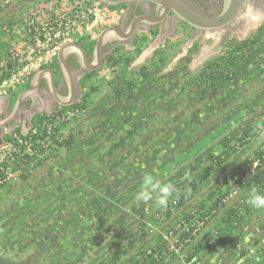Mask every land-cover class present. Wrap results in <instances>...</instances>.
Masks as SVG:
<instances>
[{
    "label": "rangeland",
    "instance_id": "rangeland-1",
    "mask_svg": "<svg viewBox=\"0 0 264 264\" xmlns=\"http://www.w3.org/2000/svg\"><path fill=\"white\" fill-rule=\"evenodd\" d=\"M74 4V0H0V59L15 55L21 64L0 84V97H18L37 70L57 63L63 43L97 41L105 27L121 21L124 12L121 4L100 0L77 8ZM261 24L264 13L257 12L254 0H243L230 28L193 34L183 25L177 40L165 43L148 34L149 41L127 68L106 65L105 58L112 53L107 52L103 66L80 87L84 95L96 86L90 106L83 111L72 108L64 120V137L79 133L77 145L71 150L56 147L41 165L31 164L26 179L20 177L24 162H14L15 168L19 166L17 177L0 183L6 184L0 188V264H111L122 243L128 253L115 264H133L237 165L244 170L243 182L252 177L253 181L243 187L235 184L224 198L215 218L232 210L235 215L221 228L211 223L216 247L198 264H264V209L249 204L253 191L264 193V155L250 163L252 152L264 144V126L229 158L221 177L202 186L170 218L158 214L159 225L150 222L159 208L155 196L146 202L137 198L146 175L180 188L222 149L239 144L243 131L264 121V40L234 67L242 72L240 78L217 94L204 97L192 77L226 51L230 40L256 34ZM119 47L122 52L134 49ZM160 58L163 61L157 63ZM143 66H150L155 77L138 74ZM127 77L136 82L135 94L131 99L118 98ZM210 87H205L209 93ZM11 99L4 115L12 112ZM19 117L4 127L0 141L6 134H20L14 133ZM133 122L143 126L138 137L125 149L113 151V143Z\"/></svg>",
    "mask_w": 264,
    "mask_h": 264
},
{
    "label": "trees",
    "instance_id": "trees-1",
    "mask_svg": "<svg viewBox=\"0 0 264 264\" xmlns=\"http://www.w3.org/2000/svg\"><path fill=\"white\" fill-rule=\"evenodd\" d=\"M184 25L189 26L185 22ZM156 34L157 31H154L153 35ZM83 40L87 41V51L90 54L94 49L96 40H88L87 38H83ZM263 40L264 25L259 28L256 34L249 36L244 40H230L226 45V51L221 52L214 59L207 61L199 71L192 74V77L195 79V84L205 93L204 97H211L217 94L219 90L230 85L234 80H238L242 75V72H236L234 67L247 60V58L258 48ZM148 41L149 38L147 35L138 36L134 41L133 50H126L125 52H122L120 47L116 48L111 54L106 56V65L110 67L123 65V67L127 68L135 56L142 52ZM156 53L163 54L164 52L162 50H157ZM163 58H160L157 63L162 62ZM153 64L156 63H152V65ZM149 67L143 66L138 74L154 78L155 73L151 71ZM162 68L163 66L158 67L159 70ZM96 72L97 71L88 72L82 79V84L84 85L86 81L90 80ZM10 77V73L1 76L0 84L5 79ZM219 78L220 84L217 85V79ZM29 85L30 82L23 86L21 90L26 89ZM208 85L211 86V93L205 90V87H208ZM135 89L136 82L132 80L131 77H127L124 80V84L118 90V98L128 97L131 99L135 94ZM95 91H97V88L96 86H93L88 93L81 97L79 102L70 106L58 107V112L53 113L52 116H48V114L43 113L38 114L36 116L37 118L35 117L36 120L33 119V127L27 135L22 133L20 126L14 129V133H20V135L26 138L32 136L35 143L37 140L50 138L53 140L56 147H58V151H60V149H73L78 143L79 133L70 132L67 137H64V129L67 122L62 120L61 117L65 116V111H71L74 107H77L82 111L87 109L90 106L91 98ZM16 98L11 99V101L15 102ZM263 126L264 121H261L247 128L241 133L238 142L239 144L222 149L197 172L187 177L182 182L180 188L173 189L174 191L172 196L169 198L167 207L159 206L158 210L150 217V222L152 224L159 225V219L157 218L158 214H164L165 217L170 218L173 212L179 210L188 199L198 193L202 186L217 177H221L226 165L228 164L229 158L231 156H235V154L238 155L241 150L240 148L246 146L250 142V140L247 139L259 134ZM34 129H37V133L33 134L32 132ZM142 129V125H138L136 122H133L132 127L128 128L125 135L121 136L119 140L113 143V151L125 149L138 137ZM11 135L6 134L4 138L10 139ZM23 151H25L24 148ZM263 155L264 144L252 152V159L250 160V163L252 164L256 160H263ZM25 158H27V162L24 163V168H22V172L20 174L22 179L28 178V175H26L28 173H25V171H30L33 168L31 164L37 167L43 163L42 160H36L29 154H26ZM15 163L18 165L17 161H15ZM16 168H19V166ZM243 174L244 170L241 165L235 166L231 173L224 178L220 186L209 191L206 196L200 198L196 202L195 206L180 218L176 226L167 230L166 236L161 234L151 247L142 254V256L134 259L133 264H198L203 261L204 257L216 247L215 233L210 229V226L212 225L211 223L218 225V227L221 228L224 223H228L235 215L236 211L233 212L232 210L227 213L225 217L220 219L215 218L225 205L224 198L230 194L235 184H240L241 187H243L253 181L252 177L251 179L243 182ZM5 185L6 184H2L0 188ZM134 242V240H131L129 245H133ZM127 253L128 246L124 243L120 244L113 252V255L110 258V263H117L120 257L126 255Z\"/></svg>",
    "mask_w": 264,
    "mask_h": 264
},
{
    "label": "water",
    "instance_id": "water-1",
    "mask_svg": "<svg viewBox=\"0 0 264 264\" xmlns=\"http://www.w3.org/2000/svg\"><path fill=\"white\" fill-rule=\"evenodd\" d=\"M107 4H129L132 2L149 1L157 5L156 16L140 15L137 16L126 30L118 25H109L105 27L99 34L97 41L94 45L92 58H90L87 49L83 44L78 41H67L61 45L58 50V62L61 67L62 75L67 79L71 87L69 96H64L59 93V87L56 83V73L51 67H42L37 70L31 79L30 86L21 91L13 105L12 112L4 120L0 121V127H4L9 122L16 119L22 104L25 99L34 96L39 89L42 80L46 79L52 94L57 99L60 105L68 106L75 102V93L73 87V75L68 64V56L75 54L78 57L80 65L86 71H96L104 64V47L108 42L117 39H126L132 37L136 31L139 22L158 23L173 11L188 25L202 30H218L227 28L239 16L243 0H224L223 11L214 17L204 15L191 7L183 0H100Z\"/></svg>",
    "mask_w": 264,
    "mask_h": 264
},
{
    "label": "flooded vegetation",
    "instance_id": "flooded-vegetation-1",
    "mask_svg": "<svg viewBox=\"0 0 264 264\" xmlns=\"http://www.w3.org/2000/svg\"><path fill=\"white\" fill-rule=\"evenodd\" d=\"M183 1L189 4L191 7H193L197 11H199L200 13L211 16V17L219 15L223 11V7H224V0H183ZM121 5L124 6V12L121 16V21L116 25L121 26L124 30L128 28V26L137 16H140V15L156 16L157 14V5L149 1L132 2L129 4H121ZM254 5L259 14L264 13V0H254ZM183 25H184V21L180 19L179 16L176 15L173 11H171L169 15L165 18V20L161 22H158V23H147L144 21L139 22L137 25L136 31L134 32L132 37L126 38V39L113 40L112 42L106 44V46L104 47V52L105 53L112 52L113 50L118 48L121 44L133 46L134 41L138 36L148 35V34L154 33V31H157L155 40H157L158 42L165 43L169 40L170 41L177 40V37L179 36V32H181V30L184 28ZM189 27L191 28V32L193 34H194V31L196 32L204 31L202 29H196L195 27H192L190 25ZM241 27L243 28L242 24H241ZM83 45L87 49L88 45L86 44H83ZM92 53L93 51L90 54L88 53L90 58L93 57ZM68 64L70 66V69L73 75L72 89L75 93V101H76L77 99H80L83 96V92H81L82 89L80 88L83 86L82 79L85 77V75L88 72H92V71H86L80 65L78 57L75 54H70L68 56ZM47 67L53 68L56 73V83L59 87V93L64 96H69L71 92V87L67 79L64 78L62 75L61 67L59 65L58 60H57V63H54V65H50ZM10 99L11 97L9 96V101ZM60 106H63V105H60L57 102V99L55 98V96L52 94V92L49 89L47 80L43 79L35 95L30 96L24 100L22 107L18 115L16 116V118L20 116L21 122H24L26 125H28L29 123L32 124L33 119L38 114L43 113L44 110H47V111L52 110L54 111L53 113H55V112H58L57 109ZM69 112L70 110L65 111V116H67ZM7 116L8 115H4L3 117L0 116V118H6ZM4 127H6V125ZM4 127H0L1 137H3L4 135L3 133Z\"/></svg>",
    "mask_w": 264,
    "mask_h": 264
},
{
    "label": "built area",
    "instance_id": "built-area-1",
    "mask_svg": "<svg viewBox=\"0 0 264 264\" xmlns=\"http://www.w3.org/2000/svg\"><path fill=\"white\" fill-rule=\"evenodd\" d=\"M88 1L90 0H74L75 4L73 7L77 8L78 6L81 7L82 5H87ZM37 34L38 36H41L42 32H38ZM20 69L21 64L15 55L10 56L8 60L0 59V77L8 73L12 76L15 74L14 72ZM5 80L3 82H5ZM52 115L53 113L48 114V116ZM61 119L66 120L67 116H62ZM28 133L29 132L23 134L27 135ZM32 133H37V129H34ZM23 148L25 151H23ZM54 149H56V145L50 138L44 140L40 139L35 143L32 136L26 138L20 134H15L11 136L10 139L0 141V183L6 179L10 180L11 177H17V171L15 170L19 168H15L13 163L15 161L20 164L22 162H27V158H25L26 154L33 156L36 160L44 161L51 158ZM243 180L245 179L243 178Z\"/></svg>",
    "mask_w": 264,
    "mask_h": 264
},
{
    "label": "clouds",
    "instance_id": "clouds-1",
    "mask_svg": "<svg viewBox=\"0 0 264 264\" xmlns=\"http://www.w3.org/2000/svg\"><path fill=\"white\" fill-rule=\"evenodd\" d=\"M144 186L138 194V200L146 202L155 196L156 203L160 207H167L169 198L173 194V186L163 184L153 179L151 175L144 177ZM249 204L257 209H264V193L253 191L250 195Z\"/></svg>",
    "mask_w": 264,
    "mask_h": 264
},
{
    "label": "crops",
    "instance_id": "crops-1",
    "mask_svg": "<svg viewBox=\"0 0 264 264\" xmlns=\"http://www.w3.org/2000/svg\"><path fill=\"white\" fill-rule=\"evenodd\" d=\"M2 97L5 99H3L2 104L0 103V116L4 115L5 110L7 109V105L9 104V99H8L9 97L8 96H1L0 98H2ZM0 119H1L0 121H2V119L4 120L5 118H0ZM15 123H18V124H16L15 128L20 126L23 132H27L29 127H32V124H30V123L27 125L28 127H25L26 124L24 122H21L20 117L15 121ZM6 126H7V124H6Z\"/></svg>",
    "mask_w": 264,
    "mask_h": 264
},
{
    "label": "bare ground",
    "instance_id": "bare-ground-1",
    "mask_svg": "<svg viewBox=\"0 0 264 264\" xmlns=\"http://www.w3.org/2000/svg\"><path fill=\"white\" fill-rule=\"evenodd\" d=\"M256 20H252L251 25L255 24Z\"/></svg>",
    "mask_w": 264,
    "mask_h": 264
}]
</instances>
